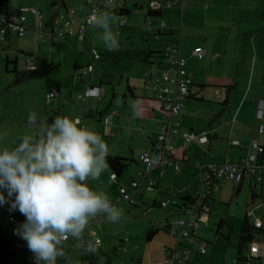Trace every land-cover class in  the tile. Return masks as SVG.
I'll return each instance as SVG.
<instances>
[{"label":"crops","instance_id":"0c3cea01","mask_svg":"<svg viewBox=\"0 0 264 264\" xmlns=\"http://www.w3.org/2000/svg\"><path fill=\"white\" fill-rule=\"evenodd\" d=\"M149 1L151 0H131L127 2L125 6L126 15L144 9L143 7L148 5ZM155 1L159 4L161 11L159 15L148 16V11L144 10L146 13L144 12L142 30L146 32L148 39L156 43L152 46L150 41L145 40L146 43L141 50V61L139 63L141 68L145 63L156 65V70H150L151 80L146 82L147 68H145V74L141 79L132 80V76L128 72L126 82H123L124 74H120L119 89L113 86L114 84L105 87L103 82L112 84V81L117 77L114 79L113 76L108 74V70L102 63L104 55L101 59L93 61L90 50L84 62H79L78 57L73 60L75 70L71 81L74 87L68 91L73 102H75L76 96L77 100L85 106L83 112H78L72 117L79 118L80 126L87 127L88 125L91 129L94 128V124L90 123L91 121H84V117L87 116L86 105H90L93 109L95 108L101 112L107 111L101 117L95 113H92V115H96L95 119L105 125L104 134L109 136L106 137L109 155L130 158L139 162L137 163L138 168L135 170L136 174L139 175V171L143 168L139 156L145 151H151L165 114L163 104L157 98V88L161 84V82H158V78L175 77L178 73L176 58L167 57L164 50L167 46L180 48L182 55L186 58L185 68L192 80V85L188 96L180 100L181 112L175 119L178 123V132L172 136L170 141L173 163L164 167L166 172L162 177L159 176V168H156L147 176L142 177L141 182L148 181V186L153 181L154 187L152 186L150 189L163 187L166 198L154 200L160 206L162 202L170 200L175 205H181V197L193 196L198 198L201 193L202 182L199 172L201 164L224 160L238 162L247 154L253 140H257L264 146V133L258 131L261 120L257 118L261 100L264 99V20L260 19V15H262V18L264 16V0ZM170 2H173V4L170 5ZM69 10L71 12L70 8ZM79 12L81 14L83 11ZM108 12L114 15L111 11L108 10ZM70 15L72 13L68 14V17ZM119 27H128V21L126 25H120ZM147 28H152L155 33L150 34ZM88 29L91 34L92 28L88 26L85 36L77 38L84 41ZM128 30L129 32L132 31V29ZM128 36L130 37V35ZM13 38L12 36L11 40ZM197 46H202L205 49L203 58H197L194 55L193 51ZM153 52H156V54L153 55ZM146 57H149V60H146ZM16 60V66L20 69L17 57ZM87 63L93 65V70L90 73L83 74L82 68ZM34 65L35 68H40L35 63ZM234 83H236V86L230 94L231 97L226 109L220 116H217L218 110L221 109V103L226 98L225 86ZM94 86L100 87L98 97L87 100L78 97L89 87ZM172 87L175 86L172 85ZM122 88H126L131 95L128 92H120ZM53 90L57 91L56 89ZM64 90L67 91V89ZM50 91L52 89L48 90L47 94ZM59 91L61 90L59 89ZM110 91L111 95L108 97ZM47 94L46 102L48 104L59 96L57 91V96L48 101ZM132 103L139 104V116H135L130 107ZM95 104L96 107H94ZM121 105L122 107H119ZM67 114L68 117H71V112ZM1 116L3 117V115ZM45 117H49L47 113ZM96 126L98 129L101 128L100 125ZM190 132L196 135H202L206 132L208 139L205 142H200L197 139L189 141L185 138V134ZM260 161L264 163V156L260 157ZM176 165L180 166L177 171L175 170ZM113 177L114 174L110 170L109 178L111 181ZM134 180H136L135 176H133ZM141 182L136 188L138 194ZM219 182H213L212 187L204 183L202 185L204 194L206 188H208L206 195H212ZM245 182L254 187L251 188V191L257 192L256 199L259 196L260 198L264 197V181L260 182L258 177L245 179L239 185L235 184L236 192L243 188ZM257 185L261 187L260 192L255 190ZM136 189L134 187V191ZM211 195L208 199L210 208ZM256 199L252 208L247 210L246 214L251 217L254 223L260 222L261 227L264 228V200L258 201ZM0 207L3 210V205H0ZM176 209L175 206V211ZM179 213L183 214L182 212ZM213 216L211 208L207 221H202L198 227L192 229L195 245L204 243L206 252L201 253L193 250L185 264H200L198 263L199 259L207 255V264H211L209 260L214 253V247L209 248L206 242L199 240L197 229L202 226H209ZM178 219L164 220L161 225L155 227V235L152 239L146 240V244L140 243L138 248L142 250V258L133 259V261L125 259L119 264H159L166 255V246L173 241L167 227L171 224L178 228L176 224ZM103 222L104 220L101 221V223ZM17 224L20 225V223ZM94 233L95 237H98L95 230ZM0 238L8 244L3 236H0ZM253 244L258 245L252 241L251 246ZM251 246V256L258 259L262 258L260 245H258V256H253ZM13 251L15 255L7 260L5 264H10L9 261L14 262L16 252ZM29 251L28 248H23L24 264H27V253Z\"/></svg>","mask_w":264,"mask_h":264},{"label":"rangeland","instance_id":"374dc122","mask_svg":"<svg viewBox=\"0 0 264 264\" xmlns=\"http://www.w3.org/2000/svg\"><path fill=\"white\" fill-rule=\"evenodd\" d=\"M54 1L56 0H8L11 13L26 15L27 24L32 29L29 30L28 35L25 37L18 38L15 36L9 42H0V149H11L16 145L18 138L24 135H35L39 132L38 128H32L28 125L30 112L36 113L37 118L42 120L46 113L48 116L65 117L68 112H71V117H73L78 112L81 113L85 110L84 104L77 100L75 93V102L71 100L68 90L74 87L71 81L75 70L73 60L78 57L79 62H84L85 57L89 54L88 51L93 48L102 51L104 55L102 63L108 70V74L113 76L114 79L117 77L112 81V84H104L105 87L113 84L117 88L120 87V74H124L123 82H126L128 72L131 74L132 80L141 79L143 74H145V68H147V82L151 80L149 76L150 70H156L155 64L145 63L142 68L139 64L141 61L140 53L146 43L145 40L150 41L152 46L156 43L148 39L146 32L142 30L146 13L144 10H146L147 5L143 7L144 9L137 11L138 13L134 12L126 16L113 15L116 18V24L112 30L114 33L118 32L119 34L120 49L118 51H109L104 47L101 40L103 31L101 29L92 28L91 34L88 29V34L84 41L72 36L54 45L46 40V36L38 37L36 15L32 11L20 12L21 8L28 7L39 10L43 20L42 31L46 33L53 30V27H48L47 24L57 11L56 21L62 20L60 25L65 24L71 18L78 17L80 15L79 11H85V0H57L58 5L53 6ZM67 8H70L72 12L73 10L76 11V13L68 17ZM104 11L108 12V10ZM260 17L261 20H264V16L262 18V15H260ZM124 19L128 21V27H119L122 25L121 20ZM121 28L122 30L119 31ZM128 29H132V31L129 32ZM16 57L19 59L20 69L18 70L25 69V64L28 62L35 63L42 68L45 66L44 60H47L54 67L44 77L28 78L20 81L16 74L12 72L14 68L12 60H15ZM7 58L11 59V63L8 65L6 63ZM85 65L84 67H87L88 63ZM7 68H9V71ZM50 89L52 91L56 89L59 92V96L48 104L46 102V94ZM64 89H67V91ZM121 90L120 92H128L131 95L126 88ZM110 95L111 91L107 96L110 97ZM119 107H122V105ZM84 121H91L90 123L94 124V128L91 129L88 125L87 128L100 134L102 140L107 143L106 137L109 136L104 134V124L100 123L95 117L85 116ZM96 125H100L101 128L98 129ZM137 163L139 162L135 160L130 163L128 169L120 178L119 185H115L114 180H110L109 167L101 173L98 180L89 179L87 183L93 190L106 193L110 200L122 194L123 191H129L133 194V176L138 182H141V176L137 175L135 171L138 168ZM142 167V170H144V166ZM147 182H141L138 189L139 196L136 199V203H133L134 205L129 202H123L119 205L122 210V218L119 221L110 222L106 216H103V223H101L100 219H95L96 221L92 228L95 230L96 236L102 240L101 246H98L96 251L102 257L100 264H119L125 259L133 261V259L140 258L142 250L138 247L142 242L146 244V235L153 226L161 225L164 220H176L184 216V214L175 211L174 203L171 200L166 208L154 205V200L166 198L165 190L163 187L149 189ZM235 187V183L231 181H220L216 185L210 199L214 216L209 226H202L197 229L199 240L206 242L209 248L214 247V253L209 260L211 264H264V237L262 233L255 234L253 240L260 245L262 258L258 259L251 256V242H247L243 252L238 255L242 223L246 211L250 210L254 204L251 191V188L254 187H251L248 182L244 183L243 188L239 192H236ZM255 190L260 192L261 187L257 185ZM207 192L208 188H206L205 194ZM5 195H7L6 192ZM141 195L142 198L139 199ZM256 200H264V197L260 198L259 196ZM3 211L5 218L14 216L19 220L25 219V216L19 213L18 210H10V204H4ZM222 219L226 220L227 223L224 224L221 233L217 234V224ZM228 223H230L231 227ZM18 226L19 224L17 223L0 220V236H3L8 241L7 247L16 252L14 262L9 261L10 264H24L23 248H28L27 242L16 234ZM89 242L92 243V240ZM65 248L69 251L73 264H90L82 259L78 242L73 238L69 237L65 241ZM207 261L208 255L206 257L202 256L198 263L207 264ZM2 264L5 263L3 262ZM57 264H65V259L58 258Z\"/></svg>","mask_w":264,"mask_h":264},{"label":"clouds","instance_id":"9594fccd","mask_svg":"<svg viewBox=\"0 0 264 264\" xmlns=\"http://www.w3.org/2000/svg\"><path fill=\"white\" fill-rule=\"evenodd\" d=\"M116 6L115 0H103V7H94L87 19L89 27L103 30L101 40L109 51L120 49L119 34L112 30L116 18L103 9ZM85 95L95 97L97 91ZM130 107L140 115L138 103ZM28 125L39 132L0 149V205L10 204V210L25 216L16 234L27 242L36 264H57L58 258L73 264L65 248L69 237L87 254L95 253L100 241H85L90 221L98 215L113 223L122 218L109 196L87 183L109 167V147L98 133L80 126L79 118L57 116L45 123L30 112Z\"/></svg>","mask_w":264,"mask_h":264},{"label":"built area","instance_id":"2783aa9c","mask_svg":"<svg viewBox=\"0 0 264 264\" xmlns=\"http://www.w3.org/2000/svg\"><path fill=\"white\" fill-rule=\"evenodd\" d=\"M131 0H115L116 7L115 8H105L103 10L110 11H120L125 9L127 2ZM178 2V1H176ZM173 2H170V4ZM85 11L82 12L78 17L71 18L67 20V22L63 25H60V21H56L55 18L48 27H53V30L49 32H43V20L41 12L37 9H30L28 7H23L20 9V12L26 13L28 11H32L36 15L37 19V27L36 31L39 37L46 36L47 41L52 43H58L61 40L66 38L75 36L78 38H83L86 34V30L88 25L87 19L91 14L93 8L100 9L103 7V0H85ZM159 9V4L155 0H151L148 2L146 7V11L157 10ZM76 13V11H71ZM70 15V16H72ZM127 20H121L122 25H126ZM30 26L27 24V17L24 14H11V15H1L0 16V42H5L8 36H17L24 37L27 35ZM147 31L150 34H154V30L152 28H147ZM93 55V61L99 60L101 58V53L96 48L91 50ZM194 55L197 58H203L205 56V49L202 46H197L194 49ZM164 54L167 57L176 58L178 63V73L175 77H165L158 78V82L160 86L157 88V98L163 104L164 118L163 123L160 127V131L157 137V143L155 148L151 153L145 152L141 155V160L145 165L146 172H149L155 168H162L161 174H164V166L170 164V160L168 156H171V146L170 141L174 134L178 132V123L176 122V118L179 116L181 112V99L189 94L190 87L192 85V80L188 75V72L185 68L186 58L182 55L180 48H175L172 46H167L164 50ZM26 69H35V65L32 62L26 63ZM93 65L89 64L87 67L83 68V74H87L92 72ZM174 85L175 87H172ZM97 91V95L99 93L98 87H89L84 93L80 94L78 97L80 99H86L91 97V95H85L86 92ZM49 93H55L52 98L57 96V91H50ZM49 93L47 94V100L49 99ZM257 118L261 120V123L258 126L259 133H264V99L261 100V105L258 109ZM185 138L187 140L197 139L200 142L207 141L208 137L206 132L202 135H196L194 133L185 134ZM264 156V146H262L257 140H253L249 149L247 150V154L238 162H233L229 160H224L220 162H207L203 163L199 166L200 172V180L201 184V193L199 197L196 199L195 203L189 211H187L184 216L179 218L176 221L178 228L169 224V235L173 238V242L171 245L166 246V255L163 260L159 262V264H185V262L190 257L192 252V247L195 245V240L192 237V229L198 227L202 221H207V217L211 212V208L208 203H203L204 199L207 197L204 194L202 189V185L205 183L208 186H211L213 182L216 181H231L235 184L239 185L245 179H250L253 177H258L260 182L264 181V163L260 161V157ZM175 168H178L176 166ZM134 187L138 186L137 182L133 183ZM152 188V184L149 186ZM135 192H123L119 195L116 200L112 201L117 207L123 202L135 203L136 196ZM162 205L164 207L169 206V202H163ZM104 220L103 215H98L90 221L89 226L93 225L94 219ZM0 219H6L10 222H17L22 224L25 219L19 220L14 218L13 216H8L5 218L3 211L0 207ZM257 226H262L260 222H255ZM90 233L95 236L94 230L90 229ZM99 240L101 244V239L95 237V240ZM180 241H187L188 248L179 251L177 246ZM99 244V245H100ZM201 252H206V247L204 243L198 244ZM251 251L253 256H258L259 246L253 244L251 246ZM27 261L28 264H36L34 259V254L29 251L27 253Z\"/></svg>","mask_w":264,"mask_h":264},{"label":"trees","instance_id":"16d2710c","mask_svg":"<svg viewBox=\"0 0 264 264\" xmlns=\"http://www.w3.org/2000/svg\"><path fill=\"white\" fill-rule=\"evenodd\" d=\"M171 4H173V3H171ZM170 4V5H171ZM58 5V1L56 0V1H54L53 2V6H57ZM65 6H66V4H64ZM160 11H161V8H159V9H157V10H151V11H148V16H152V15H154V16H156V15H159V13H160ZM114 15H121V16H124V15H126V9H122V10H120V11H118V12H116V11H111ZM57 13H58V11L54 14V16L51 18V20H50V22L48 23V25H50V23L57 17ZM71 12H70V10L67 8V14H70ZM12 13H11V11L9 10V5H8V0H0V16L1 15H5V16H7V15H11ZM14 37V36H13ZM11 38H12V36H8V38H7V42H9V40H11ZM68 38H66L65 40H67ZM5 41V42H6ZM51 44L52 45H54V43H52L51 42ZM100 53H101V58H102V55H103V53L100 51ZM159 53V52H158ZM154 54H156V52H153V55ZM100 58V59H101ZM149 57H146V60H149L148 59ZM7 65L9 64V63H11V61H10V59L9 58H7ZM12 63L14 64V68H13V70H12V72L13 73H15L16 74V76H17V78H19V80L20 81H22V80H24V79H28V78H37V77H44V75L46 74V73H49V71L50 70H52V68H53V65L51 64V63H49L47 60H44V63H45V66L44 67H42V68H35V69H23V70H18V68H17V60L15 59V60H12ZM7 70L9 71V69L7 68ZM103 84H110L109 82H103ZM235 86H236V83H234V84H231V85H228V86H225V88H226V98H225V100L221 103V109H219L218 110V113H217V116H220L223 112H224V110L226 109V107H227V105H228V103H229V100H230V97H231V93H232V91L234 90V88H235ZM94 87H98V86H94ZM99 89H100V87H98ZM86 91V90H85ZM84 91V92H85ZM83 92V93H84ZM82 94V93H81ZM80 95V94H79ZM78 95V96H79ZM100 94L98 93V95H96L95 97H98ZM186 96H188V95H186ZM185 96V97H186ZM93 96H91V97H88V98H86V99H84V100H87V99H89V98H92ZM94 107H96V104L94 105ZM86 109H87V116L88 117H96V115H92V113H95V114H97L98 116H103V115H105L106 113H107V111H104V112H101V111H99V110H97V109H93V107H91L90 105H86ZM55 117H57L56 115L55 116H49V117H45L44 119H43V121L45 122V123H51L52 122V120L55 118ZM161 127V126H160ZM159 131H160V128H159V130H158V134H159ZM190 133H192V132H190ZM158 134H157V137H158ZM195 134V133H194ZM208 137V136H207ZM20 140H21V138H18V140H17V142H16V145L20 142ZM190 141V140H189ZM156 143H157V138H156V140L153 142V147H152V149H151V151H145V152H149V153H151L152 151H153V149L155 148V145H156ZM15 145V146H16ZM145 152H143V153H145ZM143 153H141L140 154V156H139V159H140V161H141V163L143 164V166H144V170H140L139 171V175L141 176V178L142 177H145V176H147L149 173H151L153 170H151V171H149V172H146V169H145V165H144V163L142 162V160H141V155L143 154ZM168 159L170 160V164L172 165V152H171V156H168ZM107 160H108V164H109V168H110V170H111V172L114 174V178L112 179V180H114V182H115V185H119V180H120V178L123 176V174H124V172L128 169V166L130 165V163L132 162V161H134L133 159H130V158H125V157H120V156H114V155H109V157L107 158ZM205 163H207V162H205ZM170 164H167V165H170ZM166 166V165H165ZM164 166V167H165ZM176 166H178V165H176ZM175 166V167H176ZM179 168H180V166H178V168H175V170L177 171V170H179ZM156 169V168H155ZM162 169V168H161ZM161 169L159 168V171L161 172ZM164 170V172H166V168H164L163 169ZM159 172V176L160 177H162L164 174H161ZM134 182H137L138 183V185H139V182L137 181V180H134L133 181V183ZM152 184V186L154 187V183H153V181L150 183V184H148V188H149V186ZM214 184V183H213ZM213 184H211V186L210 187H212L213 186ZM134 187V186H133ZM138 187V186H137ZM137 187H135V189L137 188ZM239 187V186H238ZM238 187H237V190H238ZM150 189V188H149ZM123 192H125V191H123ZM122 192V193H123ZM126 192H129V191H126ZM135 192V191H134ZM130 193V192H129ZM121 195V194H120ZM210 195L211 194H209V195H207V197L204 199V201H203V203H208L209 201H208V199L210 198ZM119 196V195H118ZM117 196V197H118ZM135 196H136V198H135V200L137 199V197L139 196V194H138V192H137V189H136V193H135ZM258 196V194H257V192H255L254 190H252V199L253 200H255L256 199V197ZM117 197H115V199H113V200H111V201H114V200H116V198ZM141 197L142 196H140L139 197V199H141ZM196 197H193V196H186V197H181V202H182V204L181 205H175V203H174V206H176L177 207V209H176V212H182L183 214H185L187 211H189V209L191 208V206H193L194 205V203H195V201H196ZM164 202H169V201H164ZM130 203V202H129ZM136 203V202H135ZM163 203V202H162ZM162 203H161V206L162 207H164L163 205H162ZM122 204V203H121ZM133 204V203H132ZM170 204V203H169ZM134 205V204H133ZM154 205H159L160 206V204L158 203V202H154ZM168 207V206H167ZM164 208H166V207H164ZM3 211V210H2ZM14 217V216H13ZM15 218V217H14ZM6 220V219H5ZM95 223V219H94V222H93V224ZM227 223V221H225V220H221L218 224H217V226H218V228H217V231H216V233L217 234H220L221 233V229H222V227L224 226V224H226ZM228 225L231 227V225H230V223H228ZM167 227V226H166ZM90 229H91V226H89L87 229H86V235H85V241L86 242H89L90 240H92V243H94L95 242V236H93L91 233H90ZM167 229L169 230V226L167 227ZM259 233H262V234H264V228H262V227H257V225L252 221V219H251V217L248 215V214H246L245 215V217H244V220H243V223H242V230H241V234H240V241H239V244H238V255H240L241 253H242V251H243V248H244V246H245V244L247 243V242H252L253 241V239H254V237H255V234H259ZM90 234V235H89ZM155 235V226H153L150 230H149V232L147 233V235H146V240H150V239H152L153 238V236ZM94 237V238H93ZM90 243V242H89ZM188 242L187 241H180V243H179V245L177 246V249L179 250V251H182L183 249H185V248H188L189 246H188V244H187ZM193 250H196V251H199V252H201V249L199 248V245H194L193 247H192V252L191 253H193ZM80 251H81V253H82V259L84 260V261H88L90 264H100L101 262H102V257L97 253V252H95V253H92V254H87L86 252H84L81 248H80ZM201 253H203V252H201ZM15 255V253H14V251L13 250H11V249H9L8 247H7V243L5 242V241H3L1 238H0V264H2L3 262L5 263L7 260H9L12 256H14ZM190 256H191V254H190ZM190 258V257H189ZM187 262V261H186ZM185 262V263H186ZM27 264H28V261L26 262Z\"/></svg>","mask_w":264,"mask_h":264}]
</instances>
